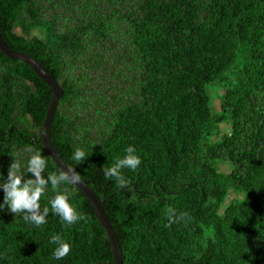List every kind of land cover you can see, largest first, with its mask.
<instances>
[{
    "label": "trees",
    "instance_id": "16d2710c",
    "mask_svg": "<svg viewBox=\"0 0 264 264\" xmlns=\"http://www.w3.org/2000/svg\"><path fill=\"white\" fill-rule=\"evenodd\" d=\"M0 36L62 89L50 142L102 202L121 264H264V0H0ZM51 97L0 50V183L13 161L34 178L36 150L45 178L58 170L40 138ZM128 146L141 164L121 170L129 186L119 189L103 169ZM65 190L86 220L69 225L51 210ZM40 205L39 227L0 209V264H113L75 185L49 184ZM169 207L187 216L166 227ZM54 235L71 245L62 259Z\"/></svg>",
    "mask_w": 264,
    "mask_h": 264
},
{
    "label": "clouds",
    "instance_id": "9594fccd",
    "mask_svg": "<svg viewBox=\"0 0 264 264\" xmlns=\"http://www.w3.org/2000/svg\"><path fill=\"white\" fill-rule=\"evenodd\" d=\"M125 152L123 158L117 159L111 167L103 169L106 178H115L116 187L119 189L129 186V181L122 176L121 170L127 168L136 171L141 164V158L134 146H128ZM86 157L87 153L83 149L76 148L72 159L76 164H80ZM46 167L47 159L39 150L34 151L27 162V173H31L34 178H26V174L21 172L20 164L13 161L8 170L6 182L0 183V189L4 192L3 204H0V209L7 206L13 214L24 213L23 219L37 227L45 224L49 208L41 209L40 199L45 194L49 184L53 190H56L62 184L78 185L82 183L80 174L75 167L58 166L56 172L48 173L45 178L42 173H45ZM70 196L71 194L65 190L57 192L50 201L51 210L69 225L87 219L85 215L78 213L69 202ZM166 212L169 220V225L166 227L187 216V213H181L177 216L176 210L171 207ZM50 242L57 245L53 252L56 259L64 258L71 251V245L59 235H54Z\"/></svg>",
    "mask_w": 264,
    "mask_h": 264
},
{
    "label": "water",
    "instance_id": "95a60500",
    "mask_svg": "<svg viewBox=\"0 0 264 264\" xmlns=\"http://www.w3.org/2000/svg\"><path fill=\"white\" fill-rule=\"evenodd\" d=\"M0 50L9 58L22 60L25 63H27L34 73L41 78L50 88L52 91V97L49 102V105L47 107V111L45 114L44 122L42 124V129L40 132V138L43 144V147L46 151V153L52 158V160L56 163L57 166H67L60 155L57 153V151L54 149L50 142V125L52 121V117L55 111V108L57 106V102L62 95L63 91L60 88L59 84L48 74L46 73L42 67L38 64V62L31 57L28 54L25 53H19L16 51H13L9 49L4 41L2 40L0 36ZM82 183L75 185L84 195L88 197L90 200L96 217L101 225V227L105 230L106 236L109 240L112 254H113V264H121V249L118 243V240L115 236V233L107 219V216L104 212V209L102 207V202L100 201L99 197L96 195V193L87 185V183L82 180Z\"/></svg>",
    "mask_w": 264,
    "mask_h": 264
},
{
    "label": "rangeland",
    "instance_id": "374dc122",
    "mask_svg": "<svg viewBox=\"0 0 264 264\" xmlns=\"http://www.w3.org/2000/svg\"><path fill=\"white\" fill-rule=\"evenodd\" d=\"M218 94H220L221 93V91H218L217 92ZM212 109L214 110V111H218L219 110V98H218V96L216 95V94H214V93H212ZM220 128H221V130H227V126L225 125V124H221L220 125ZM229 169H230V167L229 166H227V165H221L220 166V170H222L223 172H227V171H229ZM234 193L233 192H230V194H229V196H228V198H227V200L226 201H228L229 199H231L232 197H234Z\"/></svg>",
    "mask_w": 264,
    "mask_h": 264
}]
</instances>
